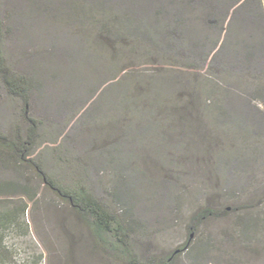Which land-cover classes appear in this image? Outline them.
Here are the masks:
<instances>
[{
    "label": "rangeland",
    "instance_id": "1",
    "mask_svg": "<svg viewBox=\"0 0 264 264\" xmlns=\"http://www.w3.org/2000/svg\"><path fill=\"white\" fill-rule=\"evenodd\" d=\"M236 2L0 0V55L32 81L24 103L0 77V141L38 125L30 166L0 162V264H131L33 164L139 264H264V19Z\"/></svg>",
    "mask_w": 264,
    "mask_h": 264
},
{
    "label": "trees",
    "instance_id": "2",
    "mask_svg": "<svg viewBox=\"0 0 264 264\" xmlns=\"http://www.w3.org/2000/svg\"><path fill=\"white\" fill-rule=\"evenodd\" d=\"M239 6L242 9H245L248 14L251 16L253 12L260 11V17L264 19V0H237ZM236 2V3H237ZM0 77L4 84L6 85L8 91L19 97L24 103H28L29 92L32 89V81L26 75L16 74L6 66L2 56L0 55ZM25 118L29 121V129L26 134V140L21 142L19 140H13L9 137L2 136V141H0V162L3 165L5 163H13L16 167L21 169L27 165L30 166L32 162L29 158V154L33 149L38 125L36 121L29 117L28 115ZM29 163V164H26ZM38 175L43 178L44 183L48 185L51 189L55 190L59 196L63 199L68 200L73 208H75L78 213L84 216L89 222L94 226L98 235L103 233L111 234L116 240H118L124 246V250L127 251L131 264H139L137 259L132 255V252L128 248L127 239L128 233L125 231L123 224L118 222L116 218L111 215L106 209L93 197L88 195L86 192H77L72 193L67 189H63L60 186H57L56 183L51 180L49 177L42 172L41 166L39 164H33ZM3 188H12L15 191L20 189L24 194L29 195L27 186H20L19 184H10L8 186L2 185ZM17 189V190H16ZM30 198H32L30 196ZM190 243L186 244L183 249L177 250L175 256H179L182 252H188L189 255L195 256L200 254L203 256V253L207 252L211 247V242L197 240L192 245ZM156 264H168V261L160 262Z\"/></svg>",
    "mask_w": 264,
    "mask_h": 264
}]
</instances>
